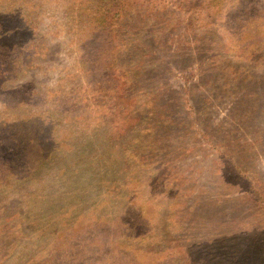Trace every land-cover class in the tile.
Segmentation results:
<instances>
[{"label": "rangeland", "instance_id": "374dc122", "mask_svg": "<svg viewBox=\"0 0 264 264\" xmlns=\"http://www.w3.org/2000/svg\"><path fill=\"white\" fill-rule=\"evenodd\" d=\"M0 264H264V0H0Z\"/></svg>", "mask_w": 264, "mask_h": 264}]
</instances>
